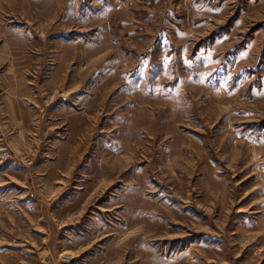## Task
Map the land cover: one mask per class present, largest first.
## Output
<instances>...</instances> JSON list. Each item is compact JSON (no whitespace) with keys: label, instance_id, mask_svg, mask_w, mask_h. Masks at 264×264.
<instances>
[{"label":"rangeland","instance_id":"1","mask_svg":"<svg viewBox=\"0 0 264 264\" xmlns=\"http://www.w3.org/2000/svg\"><path fill=\"white\" fill-rule=\"evenodd\" d=\"M9 89L67 112L0 113V264H264V0H0Z\"/></svg>","mask_w":264,"mask_h":264},{"label":"crops","instance_id":"2","mask_svg":"<svg viewBox=\"0 0 264 264\" xmlns=\"http://www.w3.org/2000/svg\"><path fill=\"white\" fill-rule=\"evenodd\" d=\"M92 81H90V83ZM92 84H94V82H92L91 85ZM73 93L74 92H71L70 94ZM26 95V91L15 90L12 92L10 91V89L9 91H3L2 93H0V113H2L6 118V123L9 124V129H11L9 139H18L19 141L21 140L23 142V145H26V133L28 132V129L30 127L29 124L31 122V119H35L37 116V118L43 120V118L50 115V110H54L53 112H55L57 117H66L67 112L65 110V106H62V104L60 103L56 108H52L51 105H53V102L51 103L50 101L46 105L41 104L40 107L38 106V108L35 109L25 101ZM79 104V112L77 111V113H72V111H68L67 118H69L70 121L69 123L71 125L72 134H70L69 139H62L64 141L61 140L60 143H64L70 140L71 145L67 149L68 152L66 150L63 151V147H59L56 152V154H58L59 156L75 154V150H81V148L83 147L82 144L86 143L87 139L89 138L88 136H90L88 134H91L92 130L96 132L99 106L96 96L94 97L93 95L88 100L81 99ZM76 132L79 133V137L77 136ZM12 133H15V135L11 136ZM74 143H76L75 146L73 145ZM29 148V146L21 147V150H19L18 152L24 153L26 152L25 150H28ZM32 154H36V151H34ZM69 172H71V170ZM57 177L58 171L56 172V174L54 173V171H52L48 175L47 181H55ZM90 180L92 182V185L90 186L91 191V187L97 183V176H93Z\"/></svg>","mask_w":264,"mask_h":264}]
</instances>
